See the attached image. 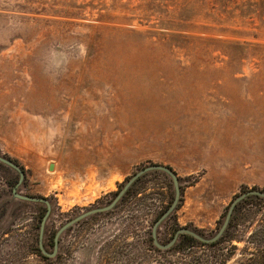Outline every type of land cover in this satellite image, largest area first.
I'll list each match as a JSON object with an SVG mask.
<instances>
[{"label": "rangeland", "instance_id": "rangeland-1", "mask_svg": "<svg viewBox=\"0 0 264 264\" xmlns=\"http://www.w3.org/2000/svg\"><path fill=\"white\" fill-rule=\"evenodd\" d=\"M263 144L264 0H0V155L25 169L18 193L48 201L46 241L154 164L180 191L159 242L212 237ZM18 180L0 164V264H45L18 248L47 206ZM126 192L65 229L52 264H264V199L238 204L240 241L159 252L172 177Z\"/></svg>", "mask_w": 264, "mask_h": 264}, {"label": "water", "instance_id": "water-1", "mask_svg": "<svg viewBox=\"0 0 264 264\" xmlns=\"http://www.w3.org/2000/svg\"><path fill=\"white\" fill-rule=\"evenodd\" d=\"M0 161L7 164L8 166H10L11 168L15 169L18 173H19V180L16 184V186L13 188V194L23 200H28V201H35V202H44L47 205V212L42 220L41 223V228H40V246L43 248L42 245V238H43V232H44V227H45V222L48 218V216L50 215V206L49 203L46 199L44 198H39V197H33V196H27V195H23L17 192V188L18 186L21 184L23 177H24V171L17 165L15 164L13 161L9 160L8 158H5L4 156L0 155ZM150 170H162L164 172H166L168 175H170L173 179L174 182V188H175V195H174V199L172 201V203L170 204V206L168 207V209L156 220V222L154 223L153 229H152V234H153V238H154V243L156 244V246H158L159 248H169L170 246H172L178 236L181 233H187V234H191L193 236H195L196 238L204 241V242H213L216 239H218L222 233L224 232V230L226 229L229 220L232 216V212L234 207L237 205V203L239 201H241L243 198L249 196V195H260L262 197H264V191L261 190H249L247 192H244L242 194H240L239 196H237L235 199L232 200L226 217L224 219L223 224L220 226V228L218 229V231L216 232V234L212 237L209 238H205L203 236H201L199 233H197L195 230L189 229V228H180L178 229L173 238L171 239V241H169L166 244H161L157 238V229L159 227V225L161 224V222H163L172 212L173 210L176 208L177 203L179 201V197H180V191H179V182H178V178L176 176V174L172 171V169H170L168 166H164V165H160V164H154L151 166H147L143 169H141L140 171L136 172L128 181L127 183L123 186V188L118 192L117 196L113 199V201L107 205V206H103V207H99V208H93L91 210H88L86 212L81 213L80 215L76 216L75 218H73L72 220H70L69 222L65 223L63 226H61V228H59V230L56 232L55 235V247L53 252L50 254V256H55L56 253L58 252V239L60 237V235L63 233V231L65 229H67L68 227H70L71 225H73L75 222L88 217L89 215L96 213V212H101V211H107L109 209H111L113 206V204L117 203L121 197L124 195V193L127 191V189L131 186V184L138 179L142 174L146 173L147 171ZM45 252V251H44Z\"/></svg>", "mask_w": 264, "mask_h": 264}, {"label": "trees", "instance_id": "trees-1", "mask_svg": "<svg viewBox=\"0 0 264 264\" xmlns=\"http://www.w3.org/2000/svg\"><path fill=\"white\" fill-rule=\"evenodd\" d=\"M7 158L9 160L13 161L15 164H17L25 172L24 167L22 165H20L16 160L11 159L10 157H7ZM0 164L5 165V163H2L1 161H0ZM9 168H11V167L9 166ZM169 168L171 169V167H169ZM11 169L14 170L19 175V173L15 169H13V168H11ZM165 174L168 175L166 172H165ZM256 189H258V188L253 187L252 189H248V190H246L244 192H247L249 190H256ZM261 191H264V190H261ZM126 193L127 192H125L124 195ZM124 195L121 197V200L124 197ZM252 197H256V198L258 197V198L264 199V197H262L260 195H249V196L243 198L241 201H239L237 203V206H235L234 209H233L232 216H231V218L229 220V223H228L226 229L224 230V232L222 233V235L218 239H216L215 241H213V242H204V241L196 238L195 236H193L191 234L181 233L178 236L176 242L172 246H170L169 248H166V249L159 248L154 243V238H153V234H152V229H153V226H154V224H153V226H152V228L150 230V246L152 248H154L156 251H159V252H168V251H171V250H174V249L181 250L183 248V246H185V245L194 246L196 244H201V245H205V246H209V247H215L216 245L222 243L223 241H228L229 240L232 243H233L234 240L240 241V239L238 238V236H235L234 233H233L234 232L233 229L236 230V228L240 225V223L238 222V219H237L236 212H238L240 210V208L244 207V206H238V204H240L242 201H245L248 198H252ZM169 206H170V204L157 216L156 220L168 209ZM46 212H47V206H44V212L42 213V217H41V220H40V223H39L37 236L34 237L35 240H33L31 242H29L27 240L24 243L20 244V245H23V246H20L19 245L18 248H19V250H27V251H30L31 253H33L34 255H36L37 258L41 262H43L45 264H52L57 258H59L58 252L56 253L55 256H50V254L53 252L54 247H55V235H56V232L52 236H50V238L46 241V239H45L46 225L44 227L43 238H42L43 248L40 246V228H41V223H42V220H43ZM156 220H155V222H156ZM178 229H180V228H178ZM178 229H176L174 231V233H173V235H172V237L170 238L169 241H171V239L173 238L175 232ZM196 232L199 233L201 236H203L205 238H209V237L204 236L203 234H201L198 231H196ZM158 240H159V238H158ZM169 241H167V243Z\"/></svg>", "mask_w": 264, "mask_h": 264}, {"label": "crops", "instance_id": "crops-1", "mask_svg": "<svg viewBox=\"0 0 264 264\" xmlns=\"http://www.w3.org/2000/svg\"><path fill=\"white\" fill-rule=\"evenodd\" d=\"M258 151L259 153L256 161L257 173H251L248 176L245 175L243 177L244 181L250 184V187L264 190V144L259 146Z\"/></svg>", "mask_w": 264, "mask_h": 264}, {"label": "flooded vegetation", "instance_id": "flooded-vegetation-1", "mask_svg": "<svg viewBox=\"0 0 264 264\" xmlns=\"http://www.w3.org/2000/svg\"><path fill=\"white\" fill-rule=\"evenodd\" d=\"M110 203H111V202H110ZM110 203H108V204H106V205H104V206H107V205H109ZM112 206H127V205H125V204H121V203L117 202V203L113 204Z\"/></svg>", "mask_w": 264, "mask_h": 264}]
</instances>
